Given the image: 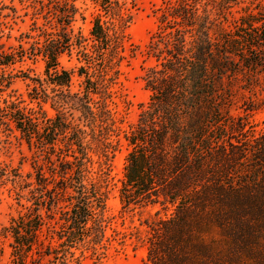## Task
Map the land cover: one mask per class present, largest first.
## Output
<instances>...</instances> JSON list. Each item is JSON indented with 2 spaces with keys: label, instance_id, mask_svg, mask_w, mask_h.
<instances>
[{
  "label": "trees",
  "instance_id": "obj_1",
  "mask_svg": "<svg viewBox=\"0 0 264 264\" xmlns=\"http://www.w3.org/2000/svg\"><path fill=\"white\" fill-rule=\"evenodd\" d=\"M74 1L42 3L45 22L55 18L60 26L52 31L33 23L29 50H0V91L12 82L6 69L16 57L40 55L45 77H30V100L48 96L51 84L82 120L71 124L39 104L0 96V135L16 132L49 163L46 170L32 165L30 205L3 228L9 264H80L84 252L98 260L108 246L104 186L88 180L87 163L90 151L106 162L116 145L109 105L121 66L134 55L127 32L132 12L128 0H90L97 12L88 44L72 33ZM238 1L167 0L158 8L146 45L152 63L140 75L149 94L124 134L129 148L118 188L124 209L160 205L143 220L144 264H264L254 255L264 241V131L250 135L242 119L224 113L228 75L262 65L263 13L243 9L231 27L225 24ZM73 45L83 64L71 92L73 72L58 58ZM17 175L0 161V188ZM160 210L170 211L160 216Z\"/></svg>",
  "mask_w": 264,
  "mask_h": 264
},
{
  "label": "rangeland",
  "instance_id": "obj_2",
  "mask_svg": "<svg viewBox=\"0 0 264 264\" xmlns=\"http://www.w3.org/2000/svg\"><path fill=\"white\" fill-rule=\"evenodd\" d=\"M164 1L167 0H128L132 19L127 32L135 48L134 55L128 56V61L123 62L117 83L112 88L114 96L109 106L114 110L116 129L111 138L114 142L116 140V145L106 162L90 151L91 161L87 163L88 180L98 181L104 186V215L107 222L105 236L108 246L98 260L90 257L89 252H84L80 264H144L146 226L143 220L160 209V205L147 204L124 209L118 197V188L124 158L129 148L124 134L136 122L138 106L147 100L149 94L140 77L141 67L152 63V59L146 54V45L156 29L158 8ZM2 3L4 5L0 8V50L4 52H17L21 48L29 50L32 39L28 34L34 33L33 23L52 31L60 26L55 18L45 22L42 14L48 9L45 5L42 6V3H47V0H2ZM74 5L76 12L70 23L72 33L81 34L85 38L84 43L89 44V30L92 17L97 12L96 6L90 0H75ZM243 9L252 13L262 12L264 15V0H259L258 5L249 3L248 0L233 4L226 12L225 24L231 27L233 21L244 13ZM262 49L258 52L262 65L253 70L240 66L228 75L225 82L227 105L224 113L231 119H242L246 132L255 136L264 131V47ZM77 51V46L73 45L58 58L60 66L73 72L71 92L79 88L81 81L76 70L83 61ZM6 71L13 74L12 82L9 87L0 91V96L22 100L23 103L35 107L39 104L48 116L53 117L59 113L71 124L82 126L80 112L70 103L61 101L59 89L54 90L51 84L45 86L48 96L30 100L28 94L32 92L34 85L30 77H45L44 61L40 55L34 58L26 55L22 58L16 57L15 62L8 66ZM60 147L62 143L58 141L55 151L58 152ZM44 153L35 146L28 147L16 132L0 135V161L18 171L16 177L7 180L0 188V264H9V247L3 228L10 218L30 205V190L34 183L29 186L26 184L33 181L32 165L39 164L43 170L49 166V163L44 161ZM50 157L56 164L55 153L50 154ZM169 211L160 210L159 215L164 216ZM262 242L263 245L260 244L254 253L259 257L258 262H264V241Z\"/></svg>",
  "mask_w": 264,
  "mask_h": 264
}]
</instances>
